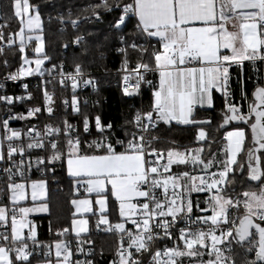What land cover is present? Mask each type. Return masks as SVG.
Listing matches in <instances>:
<instances>
[{
    "label": "snow or ice",
    "instance_id": "6c2138e0",
    "mask_svg": "<svg viewBox=\"0 0 264 264\" xmlns=\"http://www.w3.org/2000/svg\"><path fill=\"white\" fill-rule=\"evenodd\" d=\"M13 15L15 17H22L29 13L30 9L35 12V15L28 18L27 24L31 28L35 22L39 26V11L35 6L29 3V0H14ZM103 8L107 12L113 10L122 11V15L115 19L113 28L119 30L126 20L130 18L129 14H134L139 18L136 27L142 32L147 33L148 36L159 37L163 44V52H156L154 54L155 63L158 69H165L160 71L159 88L154 93V103L152 109L146 113L141 114L137 112L134 118L135 126L143 131L146 127L145 121L152 127L153 113H156V120L172 121L179 120L183 123H189L188 117L192 112L193 103H207L212 104V97L210 93L211 86L217 80H227V67H224V62L232 61L234 63H241L244 60H255L259 50H264V0H132V3H109V0H101V3L89 5L83 11H90L92 16L76 17L72 19L71 10H69L68 23L73 28H79L83 21L91 18L97 20L101 19L99 9ZM63 19V18H61ZM203 22V27L189 26L195 22ZM24 24V20L20 21ZM231 24L234 31H229L228 25ZM258 25L260 31H258ZM0 25V28L5 27ZM154 30V31H153ZM0 39H3V32L0 31ZM31 39V37L29 38ZM39 40L40 46L36 48V52H41L43 48V39L40 36L36 37ZM104 39H108L107 36ZM120 41H124L125 37L120 36ZM85 40V36L77 35L74 39L76 44H80ZM21 43L23 44V29L21 30ZM11 44V40L9 41ZM239 45V46H237ZM132 48H136L135 43L131 44ZM231 49L232 54L221 56L220 49ZM23 51V48H21ZM87 51V49H85ZM124 51V49H120ZM0 53H3V48H0ZM264 59V56L261 57ZM186 60H199L205 64L213 65L211 67L200 68H180L178 65H183ZM7 61H5V64ZM29 63V61H25ZM37 65L42 61L37 60ZM137 68H143L145 71L149 70L147 63L138 64ZM39 70V69H37ZM77 75L81 74V66H75ZM21 75H30V72L21 70ZM8 78L12 80L17 79V75L12 74ZM73 79V87L75 84V76ZM128 77L125 76L124 80L127 82ZM143 76L138 75V78L133 86V92L140 87V82ZM62 82V81H61ZM84 83H93L91 80L84 81ZM151 83V81H148ZM27 86L25 85V88ZM126 95L129 93L128 86L123 89ZM46 98L48 97L45 92ZM254 100L248 105L247 113H241L239 109L233 104L228 105L227 111L232 115H224V122L230 120H245L248 121L254 117L251 123L252 140L254 145L258 147L249 148L247 151L249 176L252 180L260 181L264 177V171L260 168V157L256 153L260 149H264V86H257L253 93ZM246 98V97H242ZM9 102L11 97L0 98ZM73 104H77L76 98L73 97ZM39 109L29 110L28 116H32L34 112ZM48 111L51 113L52 108L49 107ZM77 111L79 108L77 107ZM5 129H7L8 121L2 122ZM97 128H101V121L99 117L95 120ZM72 126L65 121V131L70 134ZM85 131L88 129V121L84 120ZM108 130L113 128L112 124L103 126ZM102 128V130H103ZM60 133V128H52L48 126V133ZM39 133H37V136ZM131 136L127 141L116 140V145L124 148V151L117 152L115 145L108 141L107 138L103 141H92L89 149H102V155H87L80 154L81 141L79 138L68 139L67 153V168L69 174L79 177L86 175L90 177L88 180L89 192H101L104 189L105 182L111 183L112 191L120 203V215H130L139 212L144 219L142 221L133 220V224L140 228L139 232L128 231L130 243L128 248L134 247L136 253L149 252L159 232H153V226L150 221L153 220L157 214L160 217H166L169 214L172 216L173 221L177 214L184 213L185 215L192 212V202L178 197L180 203L176 201L169 202L167 200V192L169 188V181L172 182L173 190L177 186V180L171 176H167L163 180L157 178L162 173L158 172L157 167H145V142L143 136H137L136 133H126ZM229 145H228V159L221 161L222 171L212 173V182L207 183L203 178L200 179V185L207 187L209 190L215 189L217 185L226 182L232 165L237 164V154L241 152L242 146L245 141V132L243 129H237L234 132H229ZM21 133L19 131H12L8 137L9 140L19 138ZM206 133L203 129L200 130L199 137L203 139ZM35 140V137H33ZM28 148L37 147L43 148L44 144L40 140H35V143L27 145ZM52 149L51 160H59L64 156V153L59 149L56 141L50 142ZM18 151L11 144L8 146V156L11 157L12 153ZM23 152V149H19ZM155 152L156 150L153 149ZM201 150H197L199 153ZM160 154L157 153V156ZM167 163L163 166L167 171L169 166L173 163L183 164L187 161L184 159L183 154L169 150L167 153ZM176 157V159H173ZM4 159L3 153L0 152V160ZM41 158H38V161ZM213 159L208 160L206 163L199 160L198 157H193L192 164L200 163L203 165L202 170L209 169L213 163ZM255 160V166L253 165ZM154 163V162H153ZM243 168L244 165H239ZM7 171V169H6ZM182 176L187 177V173ZM102 177V178H101ZM191 181H195L196 177H189ZM142 185L148 186L149 190H142ZM15 188H22L23 185H12ZM164 190V203L156 197L155 190L157 188ZM195 190H203L202 187L192 185ZM191 190V189H189ZM244 199L241 201L237 198L235 201L231 197L225 198L223 195H214L209 201L212 209V215L207 217H197V222L203 220L205 224L211 221V226L208 231L197 229L195 232L187 231L182 228L179 230V239L183 240L184 247L180 248L179 245L165 248L163 251L157 249L151 253L152 260L150 264H177L179 258L187 257H203L204 252L202 249L210 248L208 253L209 259L204 261L201 259V264H237L236 260L226 253L232 252V244L235 242L241 246L247 244L244 248L245 252H255V259L246 261L245 264H264V187L259 192L245 191L243 194ZM132 197H144L145 202L142 204H132L129 201ZM75 203V201H74ZM82 203H87L83 201ZM99 203L103 204L104 200L101 199ZM243 205L245 214L236 219L229 220L228 209L230 207L239 208ZM166 207L167 211L162 209ZM22 212H27V209H22ZM259 219L257 223L254 218ZM5 209L0 207V220H5ZM224 222L225 229H220L217 234V229L221 222ZM107 223V220L104 221ZM19 223V228L17 224ZM81 223H84L83 221ZM190 224V219L188 220ZM12 240L19 242L22 246L15 249V256L18 260L28 261L31 252L28 250V245L21 239L20 229L24 227L23 222H18L15 217L11 220ZM156 228H163L165 236H169L170 224L167 220L162 223H156ZM115 228L120 231H125V225L118 223ZM83 230V229H81ZM258 236V239L256 238ZM34 239V234H33ZM0 240H8V236L0 235ZM210 241V243H207ZM196 246H199L197 248ZM223 246V247H222ZM57 264H60L61 253L63 252V262L68 264L69 257L72 255L71 251L63 246L60 242L56 245ZM123 249V244L121 245ZM13 252L11 247L0 246V264H13V259L10 253ZM167 257V259H162ZM45 264H51V261H46ZM80 264V262H76ZM90 264V262H85ZM116 264H142L139 259L133 257L132 251L122 250L119 252V260Z\"/></svg>",
    "mask_w": 264,
    "mask_h": 264
},
{
    "label": "trees",
    "instance_id": "16d2710c",
    "mask_svg": "<svg viewBox=\"0 0 264 264\" xmlns=\"http://www.w3.org/2000/svg\"><path fill=\"white\" fill-rule=\"evenodd\" d=\"M117 3H131L132 0H115ZM29 3L35 6L42 18L44 36V53L46 61L42 66L49 69L53 65L63 64L65 69L74 70L79 64L81 71L92 75L96 89L86 92H72L69 87H58L51 99H47L45 91L48 89L42 87L30 88L33 93L31 101H25V104L38 103L42 105V110L34 116L25 117L23 120L16 121L24 128V133L35 122L39 128L54 126L59 127L61 132L58 134V147L64 153L59 160H51L52 149H27L22 154L27 161L26 164H34L35 168L31 170L30 180L44 179L47 184L48 196L44 200L47 205L46 212L32 214L35 219L36 228L35 241L37 248L41 251L51 250L53 244L59 240H74L78 237L72 234L71 224L73 220V199L83 195L77 180L68 176L66 160L68 145L66 141L72 139L71 134L65 131V121L73 126L78 125L79 139L81 141L80 154H104L102 149H89L88 145L96 141L100 131L94 126L92 129L85 131L84 120L88 124L93 123L96 117L100 118L102 124L112 122L114 131L119 137H125L127 140L131 136L126 133H132L134 129L133 116L138 107L143 105L144 109L150 111L153 105V92L157 88V73L153 71L149 77L152 83L144 87L143 98L127 97L120 88L119 76L115 73L123 65L134 66L143 61L150 67H155L154 54L159 50V43L152 36V41H144V33L136 27L138 20L134 14H129L130 18L119 30L113 28L116 18L122 15V11L113 10L107 12L103 8L99 9L101 20L83 21L79 28H73L68 23L69 10L72 13V19L92 15L90 11H83L89 5L101 3V0H29ZM113 3V0H109ZM14 0H0V28L4 35L17 33L21 23L18 17L13 15ZM63 18V19H61ZM77 35L85 36V40L76 44L74 39ZM107 36L108 39H104ZM124 36L125 40L120 41L119 37ZM135 43L136 48L131 44ZM145 43V44H144ZM21 44L3 45L0 39V79L8 78L17 73L19 64L24 60ZM36 42L30 41L26 47L27 56L34 57ZM87 49V51H85ZM124 49V51H120ZM5 61L7 63L5 64ZM264 63L262 61L246 60L238 64H233L229 68V91L227 94L217 91L213 92V106L209 108L196 107L191 116V122H159L158 125L149 131L150 147L162 150L168 153L169 150H188L190 148L202 147V156L206 159H214L213 168L222 170L220 164L224 161L227 149L225 132L233 126L247 127V139L244 150L238 156L237 164L227 178V190L225 195L236 200L241 197L245 191H258L261 189L264 177L260 181L252 180L249 176L247 151L253 148L252 132L250 122L245 120H230L224 122V115L228 114V105H235L241 113H247L248 105L254 100V90L257 86H264L263 82ZM27 91L20 88L17 84H8L7 90H0V96L5 92L17 93ZM78 94L80 100L79 111L74 106H65V98H71L72 94ZM246 97V98H242ZM51 107L52 112L48 109ZM1 109V108H0ZM2 110V109H1ZM20 110H17V112ZM203 129L206 133L207 140L198 142L197 134ZM103 141V140H102ZM115 145V141H111ZM116 151H124L119 145H115ZM5 158L8 159V153L5 150ZM226 149V150H225ZM260 165L264 171V150L259 153ZM12 157V156H11ZM38 158H41L38 161ZM3 160L0 161V164ZM239 165H244L243 168ZM108 197V225L99 226L97 214L89 215L90 230L83 234L92 240L95 259L100 264H107L108 258L112 255L118 245L117 234L112 231L111 226L118 222L119 205L113 197L110 190L106 193ZM0 205L10 206L9 193L0 184ZM244 208L231 207L230 212L240 213ZM243 246L237 245L233 250V259L237 264H245L246 261L255 259L254 253L245 252ZM13 257V264H39L46 261L43 255L34 252L29 256L28 261H21Z\"/></svg>",
    "mask_w": 264,
    "mask_h": 264
},
{
    "label": "built area",
    "instance_id": "2783aa9c",
    "mask_svg": "<svg viewBox=\"0 0 264 264\" xmlns=\"http://www.w3.org/2000/svg\"><path fill=\"white\" fill-rule=\"evenodd\" d=\"M132 3V2H131ZM90 15L89 17H91ZM101 16V15H100ZM91 19H95L94 17ZM89 19V20H91ZM97 20V19H95ZM101 20V19H99ZM144 33V32H143ZM15 33H10L7 36L3 34V39H1V42L3 45H13L18 43L17 38L15 37ZM11 40V44H9V41ZM144 41L146 43H150L152 41V37L148 36L147 33H144ZM29 44V43H28ZM27 44V45H28ZM145 44V43H144ZM27 46H21L23 48V59L25 56H27ZM156 52H160L159 50H156ZM264 56V50H260L257 58L254 61H262L264 63V59H261V57ZM28 57V56H27ZM138 64H144L143 61L135 64L134 66H128L123 65L118 70H115V73L119 76V84L121 91L124 93L123 89L125 86H128L129 93L128 95H125L130 98H143V90L145 89L147 85L152 83V78L149 77L150 73L153 71H156V68L150 67L149 70L145 71L143 68H137ZM199 62L198 60H186L183 65H178L179 67H195L198 66ZM24 70L26 72H30V75H21V70ZM39 69V70H37ZM36 70L33 69L30 65V63H25L23 60L18 68H17V79L12 80L10 78L0 79V90H7L8 84H17L18 87L27 89V91H20L17 93L13 92H5L3 93L0 98L3 97H11L12 99L9 102H5V100L0 99V135L2 138V143L5 148V150L8 153V146L11 144L14 148H16L18 151L12 153V157H9L8 159H4L3 163L0 164V184H2V187L6 189V192L9 193L11 190H19L20 188H13L12 185H20L21 182L29 183L31 182V170L35 168L34 164H26V160L22 156V154L26 153L27 149H43V148H50V142L58 140V134L59 133H48V127L39 128L34 123L35 126H31L26 133H24V128L20 124H16V121L23 120L25 117H31L34 116L37 112L42 110V105L38 103H29L25 104V101H31L33 97V93L30 92V88H38L42 87L44 89H48V86H51V89L46 90L48 97L47 99H51L55 92H57L54 87L57 85L58 87H69V89L76 93V92H86V91H93L96 89V83L92 77L91 74L81 71L80 75H77L74 70L71 69H65L63 64L59 65H53L49 69L44 68L43 66H39ZM138 75L143 76V80L140 82V87L133 92V86L135 85V82L138 78ZM75 76V84L76 86L73 87V79L72 77ZM127 76L129 79L126 82L124 80V77ZM263 82H264V72H263ZM91 80L93 83H84V81ZM62 81V82H61ZM148 81H151V83H148ZM25 85L27 86L25 88ZM72 94L71 98H65L63 101V104L65 106H74L75 109L77 107L79 108L80 100L78 97V94ZM73 97L76 98L77 104H73ZM33 109H39V111L34 112L32 116H28L29 110ZM46 109H48L46 107ZM17 110H20L17 112ZM137 112H140L141 114L146 113L147 110L144 109L143 105L137 108L134 116H133V125L134 129L132 130V133H136L137 136H143L144 142H145V167H157L158 172L162 173V175H159L157 178L163 180L167 176H171L173 179L177 180V186L173 190L172 188V182L169 181V188L167 192V200L169 202L176 201L177 203H180L181 200L178 199V197H181L184 199V202L187 200H191L193 208L192 212L185 215L184 213L177 214V217L173 221L172 216L169 214L166 217H160L158 214L153 217V220L150 221V225L153 226V232H159V236L155 238L152 247L149 252H142V253H136L134 250V247L129 249L128 244L130 243L129 237H128V231H132L134 233L141 231L140 228H137L135 224H133V220L136 221H142L145 217H143L138 211L131 214L130 217L128 214L125 216H121V223L125 225V231H120L115 228L116 224H113L111 226L112 231L116 232L117 234V240L118 245L112 255L108 258L107 264H116V262L119 260V252L122 250L132 251L133 257L136 259H139L142 264H150V261L152 260L151 253L155 252L157 249H160L163 251L165 248H171L174 246L179 245L180 248L184 247L183 240L179 239V230L184 228L187 231L195 232L197 229H202L204 231H208L209 227L211 226V221H209L207 224L203 222V220L197 222V217H207L212 215V209L209 201L211 198L217 194V191H219V194L224 195L227 190V184L222 183L221 185H217L215 189L209 190L207 187L200 185V179L203 178L207 183L212 182V173H217L216 178L218 177L219 171H222L220 169H214L213 165L207 169L202 170L203 165L200 163L192 164L191 160L193 157H198L199 160L205 161V163L209 160L204 158L202 156V152H197L196 148H190L188 150H177V152L182 153L184 159L187 161L183 164H177L173 163L169 166L168 170H164V165L167 163V153L155 149L154 152L153 149L150 147V138L148 136V133L150 130L155 128L159 121L155 119V115L153 113V123L155 124V127H152L145 121V129L141 131L135 126L134 118ZM8 121L7 129H5L3 125V121ZM112 124V122H109ZM108 123V124H109ZM107 125V124H105ZM101 123V128H97L95 121L93 123L88 124V132L92 127L96 128V130L100 131V134L97 135L96 141H102L107 138L108 141L114 140H123L127 141L125 137H119L118 134L114 131L112 128L111 130H108L106 128H103L105 126ZM52 128H59L51 126ZM103 128V130H102ZM12 131H19L21 133V136L19 138H14L12 140H9L8 137L11 135ZM79 128L77 124H74L70 130V134L72 136V139L79 138ZM37 133L39 135L37 136ZM200 133V132H199ZM199 133L197 134V140L198 142H203L207 140V137L205 136L203 139L199 137ZM35 137V140H40L43 144V148H37L32 147L28 148L27 145L30 143H35V140L33 139ZM132 138V137H131ZM130 138V139H131ZM226 140V149H227V156L226 160L228 159V145H227V139ZM116 145V143H115ZM23 149V152H20L19 149ZM123 148V147H122ZM157 153L160 155L157 156ZM173 159H176V157H173ZM238 160V158H237ZM154 162V163H153ZM235 165H232L233 168ZM7 169V171H6ZM183 173H187L188 176L184 177L182 176ZM189 177H196L195 181H191ZM219 178V177H218ZM192 185H195L196 187H202L203 190H195V188H192ZM142 190H149L148 186L142 185ZM81 188V187H80ZM191 189V190H189ZM156 197L161 201V203H164V190L163 188H157L155 190ZM0 198H2L0 196ZM146 198L144 197H138L136 198L135 204L139 205L145 202ZM163 211H167V208L164 207L162 209ZM245 213H233L230 212V209H228V218L229 220L236 219L237 224L239 223L240 217H242ZM8 219L6 220H0V235H6L8 236V240H0V244L5 245L6 247H11L13 249V252L10 253L11 256L15 255V249L21 247L22 245L19 242H14L12 240L11 235V220L12 217H15L16 220L20 221L22 219L28 220L30 224L35 223V219L32 215H25L24 212L21 211V204H13L8 207ZM190 219L191 223H188V220ZM257 222L260 223L258 217L254 218ZM164 220H167L170 224L169 236H165V232L163 228H156L154 225L156 223H162ZM118 224V223H117ZM226 225L222 221L219 225V228L217 229V234H219L220 229L226 230ZM258 239V236L256 237ZM24 243L28 245V250L31 252V255L34 252H37L40 255H43V257L46 260L54 259V256L51 254V250L41 251L40 249H36V241L35 236L33 239V236H29L26 234L24 238L22 239ZM67 248L71 251L72 255L69 257L68 264H76V262H80V264H85V262H90V264H100V262L95 259V253L94 248L92 246V240L84 235H79L78 237L74 238V240H64ZM207 243H210L208 241ZM123 244V249L121 248V245ZM239 245L233 242L232 249ZM240 246V245H239ZM199 248V246H196ZM223 247V246H222ZM233 250L230 253H226L227 255L231 256L233 258ZM204 252L203 257H181L178 259L177 264H201V259L204 261H207L209 259V251L210 248L202 249ZM255 256V252L253 251ZM30 255V256H31ZM162 259H167V257H162Z\"/></svg>",
    "mask_w": 264,
    "mask_h": 264
},
{
    "label": "crops",
    "instance_id": "0c3cea01",
    "mask_svg": "<svg viewBox=\"0 0 264 264\" xmlns=\"http://www.w3.org/2000/svg\"><path fill=\"white\" fill-rule=\"evenodd\" d=\"M28 14L29 13L25 14L22 17H18L20 21L24 20V24H21L20 29L17 31L15 37L17 38L18 43L21 44L22 46H27V44L30 41H34V42L37 43L38 40L34 39V37L43 35L42 30L41 31H37V32H40V34H38V33L34 34L33 32L30 31L32 29L28 27V24H27L28 18L26 17V15L28 16ZM136 18H137V20L139 22V18L137 16H136ZM41 21H43L42 18H41ZM189 26L190 27L191 26L203 27L204 24H203V22H199L198 21V22H195L194 24H190ZM227 27H228L229 31H234L235 30V29L232 28L231 24H229ZM42 28H43V22H42ZM22 29H23V44L21 43V30ZM258 31H260V26L259 25H258ZM30 37H31V39H29ZM152 37L155 40H157V42L159 43L158 45L160 47V52H163L164 51L163 44L160 41V38L159 37H154V36H152ZM42 39H43V49H44V36H42ZM237 46H239V45H237ZM259 51H258V53H259ZM219 54L221 56H224V55H229L230 56L232 54V52H231V49L221 48ZM28 60H30L29 63H30V65H31V67L33 69L36 70L37 68H39V65H37V63H36L37 59L35 57H28ZM244 61H246V60H244ZM198 62H199L198 66L185 67V68L187 69V68H200V67H211V66H213V65H210V64H205V63H203V62H201L199 60H198ZM233 64H238V63H234L232 61L224 62L223 66L227 67V69H228L227 80L226 81H224L222 79L217 80L216 83L211 86V89H210V93H211V97H212V104L211 105L207 104L206 102L203 103V104H201V103H193L192 112H191L190 116L188 117L189 122H191L190 117H191V115H192V113H193V111H194V109L196 107L209 108V107L213 106V92L214 91H217V92H220V93H225V94L228 93V91H229V78H230L229 68ZM155 68H156V73H157V88L153 92V103H154V100H155L154 93L159 88L160 71L161 70H165V69H158L157 66H156V63H155ZM180 68H184V67H180ZM154 115L156 117V113L155 112H154ZM158 121L159 122H167V123H171V122L183 123V122H181L179 120H172V121L158 120ZM0 138H1V135H0ZM2 146H3V143H2ZM92 155H102V154H92ZM65 162H66V168H67V160ZM67 173H68V176L73 177V178H75L77 180V183L81 187L80 191L83 193V195L77 196L75 199H73V203H72L73 204V215H74V217H73L72 224H71V232H72L73 235H75V236L83 235V234L87 233L90 230V218H89V215H91V214H97V216H96L97 217V222H98V225L100 227L103 226V225L104 226L108 225V220H109L108 219V215H107V212H108V197L105 194L108 190L111 191L113 197L117 200L118 205H119V217H120V219H119L118 222H116L114 224L121 223V215H120V203H121V201H119L117 199V197L115 196V194L113 193L112 186H111L110 182H108V181L105 182V186H104V189H103L104 191L102 190L101 193L93 192L94 194H86V191H88V180L90 179V177H88L86 175H81L79 177L73 176V175L69 174L68 168H67ZM99 195H102L101 199L104 200L103 204L98 202V201L101 200V199L98 200ZM136 198H138V197H132L129 202H132V201L136 200ZM89 200L92 203V207L89 208V209H88V207H87V209H84V206H82L83 205L82 202L83 201H89ZM74 201H75V203H74ZM96 202H98L100 204V206H101L100 212L97 211L98 203H96ZM33 214H39V213H33ZM29 215H32V213L29 214ZM100 215H102L104 217L102 222L99 221L100 220V217H99ZM105 220H107V223L104 222ZM82 221L84 223H81ZM81 229H83V230H81ZM0 246H5V245L0 244ZM11 258L13 259L12 256H11Z\"/></svg>",
    "mask_w": 264,
    "mask_h": 264
},
{
    "label": "rangeland",
    "instance_id": "374dc122",
    "mask_svg": "<svg viewBox=\"0 0 264 264\" xmlns=\"http://www.w3.org/2000/svg\"><path fill=\"white\" fill-rule=\"evenodd\" d=\"M34 15H35V12H33L30 9L29 14H28V16L26 15V17L29 18V17H32ZM31 29L32 30H30V31L33 32L34 34H37V33L40 34V32H37V31H41L42 30L41 17H40V20H39V26L37 27L36 23L34 22L32 24V26H31ZM40 37H42V35ZM34 39H36V37H34ZM40 43L41 42L38 40L37 43H36V48L40 46ZM36 48H35V50H36ZM43 51H44L43 48H42V51L41 52H36L35 51L36 56H34L37 60L42 61V63L39 64L40 68H41L42 64H44V62L46 61V58L43 56V53H44ZM24 61H29L30 62V60H28V57L27 56L24 57ZM227 115H232V113L229 112ZM190 119H191V117H190ZM253 122H254V120H253ZM251 123L252 122L249 123L250 129H251ZM237 129H243L244 132H245V141H244V144L242 146L241 152H239L237 154V158H238L239 154H241L243 152V150H244L245 143H246V139H247V130H248V128L247 127H244V126H233L232 128L229 127V129H227V131L225 132V136L224 137H225V139H227V145H229V138H228V135L227 134L229 132H234ZM253 147H258V144L254 145ZM197 150H201L199 152H202L203 149H202V147H197L196 148V151ZM174 151L177 152L176 150H174ZM0 152L3 153V156L5 158V152H4V149H3V146H2V139L1 138H0ZM259 153L260 152L258 151L256 153V155L259 156L260 155ZM228 155H230V153H228ZM226 156H227V154H226ZM260 159H261V157H260ZM2 160H4V159H2ZM2 160H0V161H2ZM225 160H226V157H225L224 161ZM254 161L255 160H253V164H254ZM233 168H232V171H233ZM217 179H218V177H217ZM222 183H226L227 184V181L226 182H222ZM20 185H23V187L20 188L19 190H11L10 196H9L10 202L13 203V204H21V210L22 209H27L28 211L27 212H24L25 215H29L31 213L33 214V213H43V212H46L47 205L44 202V200L48 196L46 181L44 179H35V180H32L29 183L21 182ZM262 187H264V181H263ZM259 191L260 190H258V191L256 190V192H259ZM93 192H95V191H93ZM93 192L86 191V194H94ZM95 193H97V192H95ZM99 193H101V192H99ZM223 196L225 198H229L225 194ZM101 197H102V195H99L98 200L101 199ZM239 199L241 201H243L244 196L242 195L241 197H239ZM233 201H235V200H233ZM98 202H96V203H98ZM130 203L135 204L134 201H132ZM82 206H84V209H87V207L89 209V208L92 207V203L89 200V201H87L86 204L83 203ZM0 207H3L5 209V217H6V219H8V217H9V215H8V206L6 207L5 205H0ZM100 210H101V206L98 203V205H97V211L100 212ZM240 213H245V209H244L243 212H240ZM126 214H127V209H126ZM99 217H100V220L99 221L102 222L103 219H104V217L102 215H100ZM18 222H23V225H24V227L20 229L21 239H23L26 234H28L29 236H33V234H34V236H36V228H35V226L33 224H30L28 222V220L22 219V220H20ZM17 227L19 228V223L17 224ZM11 235H12V232H11ZM57 242H60L63 246L66 245V243H65L64 240L56 241L53 244L52 249H51L50 252L54 256V259H49L51 261V264H57L56 247H55V245H56ZM49 260H46V261H49ZM46 261L40 262L39 264H45ZM60 264H64V262H63V252L61 253V257H60Z\"/></svg>",
    "mask_w": 264,
    "mask_h": 264
},
{
    "label": "water",
    "instance_id": "95a60500",
    "mask_svg": "<svg viewBox=\"0 0 264 264\" xmlns=\"http://www.w3.org/2000/svg\"><path fill=\"white\" fill-rule=\"evenodd\" d=\"M254 122H255V121H254ZM262 150H264V149H260L259 152L262 151ZM253 165L255 166V163H254ZM259 166L261 167V165H259ZM261 170H262V169H261ZM256 222H257V221H256ZM257 223H259V222H257ZM257 264H260V262L258 261Z\"/></svg>",
    "mask_w": 264,
    "mask_h": 264
},
{
    "label": "flooded vegetation",
    "instance_id": "af4514ba",
    "mask_svg": "<svg viewBox=\"0 0 264 264\" xmlns=\"http://www.w3.org/2000/svg\"><path fill=\"white\" fill-rule=\"evenodd\" d=\"M254 163H255V161H254Z\"/></svg>",
    "mask_w": 264,
    "mask_h": 264
}]
</instances>
